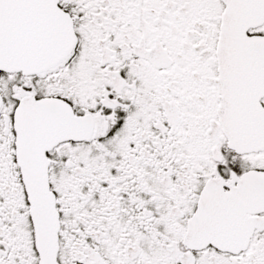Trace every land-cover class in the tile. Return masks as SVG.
<instances>
[{
  "label": "snow or ice",
  "instance_id": "1",
  "mask_svg": "<svg viewBox=\"0 0 264 264\" xmlns=\"http://www.w3.org/2000/svg\"><path fill=\"white\" fill-rule=\"evenodd\" d=\"M0 264H264V0H0Z\"/></svg>",
  "mask_w": 264,
  "mask_h": 264
}]
</instances>
